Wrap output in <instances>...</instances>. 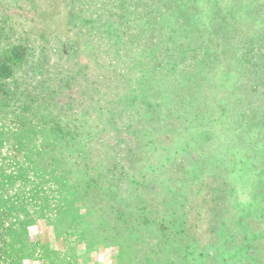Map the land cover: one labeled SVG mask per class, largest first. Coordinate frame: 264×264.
<instances>
[{
  "label": "rangeland",
  "instance_id": "374dc122",
  "mask_svg": "<svg viewBox=\"0 0 264 264\" xmlns=\"http://www.w3.org/2000/svg\"><path fill=\"white\" fill-rule=\"evenodd\" d=\"M7 53L0 264H264V0H0Z\"/></svg>",
  "mask_w": 264,
  "mask_h": 264
},
{
  "label": "trees",
  "instance_id": "16d2710c",
  "mask_svg": "<svg viewBox=\"0 0 264 264\" xmlns=\"http://www.w3.org/2000/svg\"><path fill=\"white\" fill-rule=\"evenodd\" d=\"M136 14H137L136 16L138 17V12L137 11H136ZM8 56H9V53H7V55L5 54V56L3 57V58H5V61L1 62L0 79L1 78L3 79V77H4V75L2 74V72L4 73V72H7L8 70H10V72L12 74H15V72H16L15 67H17V64L19 63V60L17 61V63H14L13 65L9 66V57ZM24 58L25 57L23 55L22 56H21V54L18 55V59H21V61H24ZM20 67H21V63H20ZM30 100H31V102H35L37 99L35 97H32Z\"/></svg>",
  "mask_w": 264,
  "mask_h": 264
}]
</instances>
